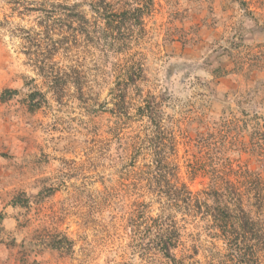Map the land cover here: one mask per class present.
Here are the masks:
<instances>
[{
	"label": "rangeland",
	"instance_id": "rangeland-1",
	"mask_svg": "<svg viewBox=\"0 0 264 264\" xmlns=\"http://www.w3.org/2000/svg\"><path fill=\"white\" fill-rule=\"evenodd\" d=\"M130 1L113 31L82 0H0V264H175L163 237L183 264L233 263L155 150L172 132L193 193L207 153L239 191L264 180V0H153L141 21Z\"/></svg>",
	"mask_w": 264,
	"mask_h": 264
},
{
	"label": "trees",
	"instance_id": "trees-1",
	"mask_svg": "<svg viewBox=\"0 0 264 264\" xmlns=\"http://www.w3.org/2000/svg\"><path fill=\"white\" fill-rule=\"evenodd\" d=\"M121 2L130 3L131 1L82 0V3L92 10L94 18L111 23L113 31L119 24L116 20L119 15L115 8ZM133 2L140 6L136 16L140 21L144 16L150 15L151 8L155 4L153 0ZM128 15L130 14H126L125 17ZM153 126L161 130L157 121ZM164 139L167 141L163 144L166 150H163L161 146L155 150L157 159H154V175L157 178V185L160 187L161 183L167 189L173 207L182 203L185 204L186 209L193 210L204 217L210 227L215 228L216 234L223 237L227 251L224 256L228 255L233 261L232 264H264V180L259 177L260 175L251 176L245 182V189L239 191L240 187L237 183L228 180L225 176L226 171L222 170L230 166L226 159L222 158V154L207 153L208 156L206 154L201 158L197 156L194 163L189 165V171L193 176L201 173L204 177L211 175L210 186L212 187L193 193L180 179L178 155L175 152L178 145L176 137L172 132H168ZM206 144L202 136L197 148L201 152L205 151L208 147ZM141 150H143L142 147ZM170 222L173 221L170 220ZM166 227L175 228V225L166 224ZM173 232L176 235L179 234L176 229ZM179 239V237L175 240L165 237L160 239V252L164 258L175 264H183L172 253L178 248Z\"/></svg>",
	"mask_w": 264,
	"mask_h": 264
}]
</instances>
